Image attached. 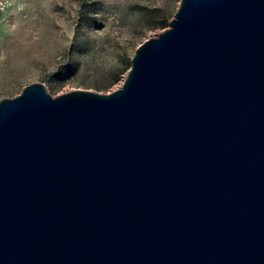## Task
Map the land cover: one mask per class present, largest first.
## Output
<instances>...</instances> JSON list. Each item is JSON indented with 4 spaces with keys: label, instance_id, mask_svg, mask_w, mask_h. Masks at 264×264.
<instances>
[{
    "label": "water",
    "instance_id": "obj_1",
    "mask_svg": "<svg viewBox=\"0 0 264 264\" xmlns=\"http://www.w3.org/2000/svg\"><path fill=\"white\" fill-rule=\"evenodd\" d=\"M0 264H264V0H181L110 93L3 97Z\"/></svg>",
    "mask_w": 264,
    "mask_h": 264
},
{
    "label": "rangeland",
    "instance_id": "obj_2",
    "mask_svg": "<svg viewBox=\"0 0 264 264\" xmlns=\"http://www.w3.org/2000/svg\"><path fill=\"white\" fill-rule=\"evenodd\" d=\"M6 1L0 10V100L36 81L53 96L121 88L136 49L169 26L181 2Z\"/></svg>",
    "mask_w": 264,
    "mask_h": 264
},
{
    "label": "built area",
    "instance_id": "obj_3",
    "mask_svg": "<svg viewBox=\"0 0 264 264\" xmlns=\"http://www.w3.org/2000/svg\"><path fill=\"white\" fill-rule=\"evenodd\" d=\"M7 5L6 0H0V10L3 9Z\"/></svg>",
    "mask_w": 264,
    "mask_h": 264
},
{
    "label": "trees",
    "instance_id": "obj_4",
    "mask_svg": "<svg viewBox=\"0 0 264 264\" xmlns=\"http://www.w3.org/2000/svg\"><path fill=\"white\" fill-rule=\"evenodd\" d=\"M167 26H168V23H167V21H165V22H163V23H162V27H164V28H165V27H167Z\"/></svg>",
    "mask_w": 264,
    "mask_h": 264
}]
</instances>
